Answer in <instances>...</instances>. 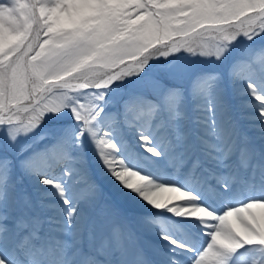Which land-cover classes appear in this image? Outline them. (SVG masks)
<instances>
[{"label": "snow or ice", "instance_id": "1", "mask_svg": "<svg viewBox=\"0 0 264 264\" xmlns=\"http://www.w3.org/2000/svg\"><path fill=\"white\" fill-rule=\"evenodd\" d=\"M0 264H264V0H0Z\"/></svg>", "mask_w": 264, "mask_h": 264}]
</instances>
